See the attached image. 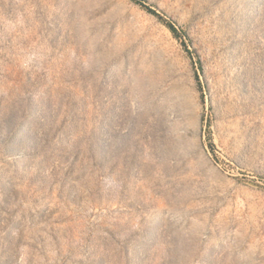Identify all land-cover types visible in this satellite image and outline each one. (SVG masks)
I'll use <instances>...</instances> for the list:
<instances>
[{
	"label": "rangeland",
	"instance_id": "374dc122",
	"mask_svg": "<svg viewBox=\"0 0 264 264\" xmlns=\"http://www.w3.org/2000/svg\"><path fill=\"white\" fill-rule=\"evenodd\" d=\"M0 0V264H264V0Z\"/></svg>",
	"mask_w": 264,
	"mask_h": 264
},
{
	"label": "trees",
	"instance_id": "16d2710c",
	"mask_svg": "<svg viewBox=\"0 0 264 264\" xmlns=\"http://www.w3.org/2000/svg\"><path fill=\"white\" fill-rule=\"evenodd\" d=\"M132 1L135 2L136 4H138L139 6H141L142 8H144L150 14L154 15L157 19L161 20L164 23L165 27L172 34V36L175 37V38H178L177 29L171 23L165 22V20H163V18H162V15L160 13H158L155 9L150 7L146 3L145 0H132Z\"/></svg>",
	"mask_w": 264,
	"mask_h": 264
}]
</instances>
